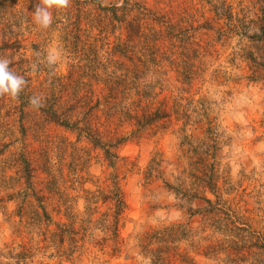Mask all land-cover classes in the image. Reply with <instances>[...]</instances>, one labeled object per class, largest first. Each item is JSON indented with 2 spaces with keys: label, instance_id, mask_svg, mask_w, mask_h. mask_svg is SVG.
<instances>
[{
  "label": "rangeland",
  "instance_id": "obj_1",
  "mask_svg": "<svg viewBox=\"0 0 264 264\" xmlns=\"http://www.w3.org/2000/svg\"><path fill=\"white\" fill-rule=\"evenodd\" d=\"M40 3L0 0V57L11 60L10 70L34 95L57 100L60 113L67 94L108 89L104 65H116L104 58L113 46L132 60L139 48L126 46L124 23L112 24L97 3L133 5L145 14L149 8L166 35L157 42L165 88L156 89L165 104L156 105L171 121L132 134L124 117H101L103 140L125 138L111 148L117 155L111 168L101 149L29 106L26 93L0 96V264H264L255 238L236 250L241 236L251 237L235 225L219 232L215 226L224 216L207 215L210 207L201 199L227 208L247 229L264 226V43L255 39L260 0H70L67 8L50 9L47 29L33 20ZM20 155L32 169L39 202L7 198L23 182ZM112 175L126 203L119 245L92 222L111 207L98 201L96 214L85 210V199L108 188ZM210 177L219 187L217 201L201 182Z\"/></svg>",
  "mask_w": 264,
  "mask_h": 264
},
{
  "label": "trees",
  "instance_id": "obj_2",
  "mask_svg": "<svg viewBox=\"0 0 264 264\" xmlns=\"http://www.w3.org/2000/svg\"><path fill=\"white\" fill-rule=\"evenodd\" d=\"M260 3V24L255 39L263 44L264 0H260ZM97 4L101 12L108 15V19L112 21V24L117 22V24L121 26V24L124 23L125 44L126 46L127 44H135V46H138L139 49L136 53H139V55L132 60L130 56L122 53V48H119V44L116 43V46L114 45L110 53L104 58L106 63L108 62L107 64L113 63L116 65L110 70H108L109 67L107 68V65H104L107 73H105L103 78V84L105 88L107 87L108 89L98 93L93 91H85L83 93L73 91L67 94L65 109L60 113L59 109L61 104L58 103L57 100L51 98L49 101L44 95L41 96L36 94L35 96L42 98V107L37 109L42 116L64 127L70 132H74L78 140L80 137H84L91 142L93 146L101 149L104 158L107 160V164L113 168L114 161L112 159L116 158L117 155L111 151V148L123 143L125 138L116 139L112 143L108 140H103L104 125L98 121L101 117L105 120H120L121 117H124L125 120L128 121V124L132 126V128H135L131 130L132 134L137 132L136 130L138 129H143L153 124L161 125L171 121V117L166 108L156 105L165 104V101L157 100L160 91L158 92L156 89L159 88V90H163L162 88H165V81L163 78L167 75V71L160 66L161 61L164 59V55L162 56V48L157 42L160 41L162 45L166 35L165 31H161V29L155 27L154 24H160V17H156L154 12L149 8L148 11L147 9H143L146 11L145 14L140 12L139 9L135 11L133 5L125 6V4H112L101 6L100 3ZM145 15H147V17H144ZM150 17H153L152 22L150 21ZM146 20H148V25L145 24ZM98 27L99 30H102L100 23ZM167 33L171 35V31ZM174 34L176 35L175 32ZM105 52L107 53V51ZM110 56L113 59L110 58ZM125 56H127L126 60L128 59V62L121 61V57L125 58ZM248 58L250 62L256 63L255 60L257 59L254 56L249 55ZM258 65L260 66V64ZM22 93H26L28 97L34 96L32 88L29 89L27 86H25ZM23 94H20V96L22 97ZM18 112L22 115L23 109L20 108ZM21 128H23L22 125ZM19 161V164L22 165V169H18V176L20 179H23V182L17 193L15 192L11 195H7V198L8 200H13L15 196H18L23 203L28 197H33L39 202L34 190V175L32 169H28L29 165L22 155H20ZM203 162H205L204 159ZM2 176L12 179L9 173L3 174ZM201 182L203 188L207 189L214 196L215 201H217L220 196L219 187L217 183L213 181V178L203 179ZM87 192L89 191L87 190ZM186 193H190L189 195L192 198H198L196 192L190 191ZM201 199L210 207L209 210H206L207 215L213 212L217 213L215 211H218L224 216L219 225L215 226L219 232L227 233L232 230V227L235 225L236 229L243 231L246 236L251 237L246 238L241 236L239 243L237 242L238 245L237 243L234 245V247L237 245L235 248L236 250H243L244 246H247V240L252 241L254 237L255 241L252 243L254 244L253 247L261 251V254H264V226L260 230L259 228H257V230L249 229V227L247 229L244 223L234 222L230 219L227 208H218L217 204L216 208L211 199L205 197H201ZM98 201H100L101 204H108L112 210L109 212V209H107L108 212L104 211L99 213V217L92 222L99 224L96 229L102 232V234L109 233L111 238L115 240L116 245L118 241L120 243L122 240L119 238L118 227L120 217L126 208V203L117 176L112 175L110 185L106 189L103 188L98 196H91V199H85V210L87 215L97 213L98 208L95 203ZM88 202L94 205L93 212H88L91 210ZM37 204V207L42 210L43 214H46L44 204ZM18 207L21 212L22 205L20 203ZM65 213L67 216L71 215V205L65 206ZM226 221L229 223H225ZM89 222H91V220Z\"/></svg>",
  "mask_w": 264,
  "mask_h": 264
},
{
  "label": "clouds",
  "instance_id": "obj_3",
  "mask_svg": "<svg viewBox=\"0 0 264 264\" xmlns=\"http://www.w3.org/2000/svg\"><path fill=\"white\" fill-rule=\"evenodd\" d=\"M70 0H41V3L35 7L33 15L34 23L42 29L49 28L53 23L52 8H67ZM55 58L51 55L47 57V63L52 65ZM11 60L7 57H0V96L8 95L13 99L20 97V94L27 85L26 79L17 75L10 70ZM35 67V65H34ZM29 104L39 109L42 107V98L39 96H31Z\"/></svg>",
  "mask_w": 264,
  "mask_h": 264
}]
</instances>
